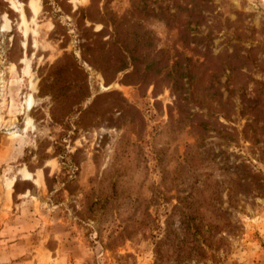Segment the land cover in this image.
Here are the masks:
<instances>
[{
    "label": "rangeland",
    "instance_id": "obj_1",
    "mask_svg": "<svg viewBox=\"0 0 264 264\" xmlns=\"http://www.w3.org/2000/svg\"><path fill=\"white\" fill-rule=\"evenodd\" d=\"M19 1L0 264H264V0Z\"/></svg>",
    "mask_w": 264,
    "mask_h": 264
},
{
    "label": "bare ground",
    "instance_id": "obj_2",
    "mask_svg": "<svg viewBox=\"0 0 264 264\" xmlns=\"http://www.w3.org/2000/svg\"><path fill=\"white\" fill-rule=\"evenodd\" d=\"M84 3H87L88 0H83ZM12 4L15 7V9H17V11H19L20 15H21V19H22V23L23 25L27 26L28 25V19H27V15L25 13V8L24 5L21 1L19 0H12ZM29 5L31 6L33 13H34V19H36V17L39 15L42 6H41V0H30ZM10 27V21L7 19V17H5V25L3 26V28L6 30ZM25 46H27V43H24ZM31 87L32 89L36 92L37 91V84L35 81L31 82ZM36 103V99L35 96L32 94L30 95V97L26 100V109L27 111H30L33 109V106ZM28 123H32V119L28 116ZM23 176L26 179H32L33 176L32 174L28 171V170H24L23 171ZM37 183H41L38 182ZM13 183L10 184V188H12Z\"/></svg>",
    "mask_w": 264,
    "mask_h": 264
}]
</instances>
